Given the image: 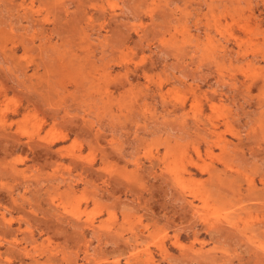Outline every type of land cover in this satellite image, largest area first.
<instances>
[{"label":"rangeland","instance_id":"374dc122","mask_svg":"<svg viewBox=\"0 0 264 264\" xmlns=\"http://www.w3.org/2000/svg\"><path fill=\"white\" fill-rule=\"evenodd\" d=\"M0 264H264V0H0Z\"/></svg>","mask_w":264,"mask_h":264}]
</instances>
